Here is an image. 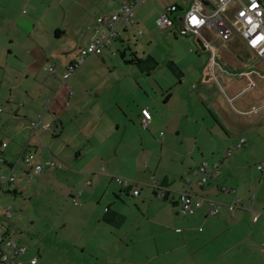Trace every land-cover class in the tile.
<instances>
[{"label": "crops", "instance_id": "crops-1", "mask_svg": "<svg viewBox=\"0 0 264 264\" xmlns=\"http://www.w3.org/2000/svg\"><path fill=\"white\" fill-rule=\"evenodd\" d=\"M86 1L0 0V173L17 175L0 193V233L13 232L7 218L14 215H6L10 199L44 193L47 205L59 207L60 214L47 219L40 234L12 236L28 246L23 264H32L34 257L36 264H264V170L258 169L264 164V98L244 113L230 110L240 120H252L247 133L258 177L245 175L242 154L231 159L228 141L213 133L217 126L236 125L226 121L227 100L232 104L256 88L251 75L264 59L239 36L225 43L214 29L204 28L221 63L215 68L218 79L210 51L190 34L182 36L193 38L172 43L167 56L134 52L129 58L125 50L123 62L115 60L119 50L112 42L64 82L46 67L55 64L64 72L104 30L97 17L114 13L95 18L94 12L84 19ZM143 4L135 8V19ZM173 4L179 6L171 15L175 23L165 31L175 29L177 38L187 10L180 1ZM136 23H121L116 39L124 42L121 32L136 30ZM247 56L253 62L244 61ZM240 77L247 83L237 91ZM250 82L255 86L247 90ZM231 90L233 97L227 94ZM255 107L260 108L251 114ZM143 108L152 114L147 128ZM40 117L49 129L34 132L31 123ZM26 148L63 167L46 168L30 181L22 156ZM220 159L218 176L198 186V166ZM115 177L131 185L122 187ZM153 178L168 191L166 198L152 186ZM188 189L225 202L240 196L244 204L215 216L206 207L184 216L179 193Z\"/></svg>", "mask_w": 264, "mask_h": 264}, {"label": "built area", "instance_id": "built-area-1", "mask_svg": "<svg viewBox=\"0 0 264 264\" xmlns=\"http://www.w3.org/2000/svg\"><path fill=\"white\" fill-rule=\"evenodd\" d=\"M120 4V10L114 13H103L97 17L100 26L104 28L99 30V34L92 38L91 41L81 48L78 59L67 66L66 70L59 73L56 70L55 64H51L46 69L49 72L55 73L66 82L70 76L85 62V60L94 54H102L112 44V40L117 38L118 26L121 23H135V8L145 3L147 0H115ZM179 6L172 4L167 6L157 19V26L160 30L165 31L174 25L175 20L171 15L177 12ZM198 22H193V18ZM179 32L181 35H196L202 41L204 47L211 53L212 73L215 79L217 75L215 68L221 66L218 53L215 46L203 34L204 28L214 29L223 42L228 43L234 37L239 36L245 45L254 51L258 57L264 59V0H191L189 9L180 18ZM138 33L142 31L139 29ZM116 54V52H114ZM255 86V82H250L247 90ZM260 108V107H259ZM258 107L253 108L250 113H257ZM264 108V105L261 107ZM2 109L0 108V112ZM143 119V128H147L152 114L149 108H143L141 111ZM41 127L49 129V124L40 117L38 120H33L31 128L34 132ZM247 144L246 139L241 137L235 148H241ZM231 151L227 150L224 155ZM22 156L25 159V174L30 181H33L36 175L41 174L46 168H62L63 163L54 158H45L38 155L33 150L26 148ZM2 160V159H0ZM210 164L208 161H203L196 170L198 179L195 181L198 186H203L209 183L211 178L218 176L219 163ZM260 171L264 170V164L258 166ZM1 172V169H0ZM17 181V175L13 172L8 174L0 173V193L4 186H12ZM115 181L122 187L131 185V181L122 177H115ZM190 182V180H189ZM152 186L157 190L158 195L162 198L168 196V191L161 189L156 179H152ZM140 190L135 189L134 195H139ZM75 204L79 201L74 198ZM180 213L184 216H193L198 211L206 207L208 215H218L223 208L233 211L239 207H243L244 199L236 196L231 202L219 201L213 197L201 196L192 190H184L179 193ZM11 207L7 208V217L11 216ZM252 210V209H251ZM253 220H258V215L253 216ZM202 230V228H200ZM28 246L13 239L10 235L0 233V264H23L21 256L26 253ZM32 264L38 262L37 257L30 260Z\"/></svg>", "mask_w": 264, "mask_h": 264}, {"label": "rangeland", "instance_id": "rangeland-1", "mask_svg": "<svg viewBox=\"0 0 264 264\" xmlns=\"http://www.w3.org/2000/svg\"><path fill=\"white\" fill-rule=\"evenodd\" d=\"M180 1L184 5V10H188L190 4H187L186 0H148L147 3L141 6V9H138L136 14V27L137 29H131L129 34H124L121 32V35L124 37V42L121 39L115 38L112 40L113 46L118 51L115 60L117 62H123L121 57V53L127 50V57H131L132 53L137 52L139 55H146L149 53L153 54H162L166 55L170 53L171 44L177 42L178 39H187L193 38V36H182L180 33L178 34L177 38L175 37L173 30L169 31H162L157 26V20L154 21L155 16L159 12V9L164 7V9L172 5L175 2ZM86 5L88 6L89 12H87V16L84 19H88L94 14L95 18L99 13L111 11V12H118L120 10V5L114 0H87ZM91 26L92 23H85V26ZM178 29V26L175 27ZM142 29L143 34L140 35L138 30ZM134 30V31H133ZM208 31L204 32L203 34L210 38ZM224 55H228L226 51H224ZM233 52L236 54L240 53V49L233 47ZM170 56V55H169ZM250 57L247 56L244 61H249ZM231 62L237 64L236 59L230 60ZM253 62L252 60H250ZM256 72L251 75V78L256 81L257 86L252 91L243 93L236 101H233L231 104L227 100L228 106L226 107L227 115L226 118L227 123L237 122L236 125H231V128L225 127L224 129L221 126H217V128L213 131V133L218 134L219 136L223 137L228 141L229 148L232 151L231 159H239L240 157L244 158L246 162L242 164V166H247V171L245 175L250 176L251 172L254 174L255 178L259 176V173L256 170V165L254 161L251 159V133H247L250 131V126L252 120L245 116L242 120L240 118H236L234 114L230 111H233V108L237 109L240 112H246L249 110L252 105L257 102L261 101L264 98V61L257 62ZM93 75H95V70L91 71ZM239 83L236 84L235 89L239 91L246 83L247 80L245 77H240ZM234 90L228 91L227 94L229 97H233ZM225 97V96H224ZM241 123H244V127H242ZM228 124V125H229ZM229 125V127H230ZM248 125V127H247ZM228 131H227V130ZM245 129V130H244ZM227 131V132H226ZM250 139H249V137ZM243 136L248 139L247 145L244 146L242 149H236V141ZM236 142V143H235ZM215 147V146H214ZM225 147V146H224ZM223 147V148H224ZM222 150V149H221ZM222 152V151H221ZM212 154V153H211ZM210 154V155H211ZM242 154V155H241ZM209 155V156H210ZM241 155L240 157H238ZM208 156V155H206ZM238 157V158H237ZM249 158V161L247 159ZM208 158L209 157H205ZM203 160H206L203 158ZM239 167L236 166L231 171L237 172ZM237 176H235L236 179ZM244 177V176H243ZM33 194V192H31ZM29 192H25L23 195H19L17 198L10 199L9 203H6V207H12L11 214L14 215L13 218H7V221L13 227L12 235L20 238L22 235L27 236L28 234H40L39 232L42 231V228L45 227V223L47 219L55 217L60 214V208L56 206L47 205L46 199L44 197V193L40 196L34 195V198L30 199L32 194ZM3 197L0 196V207L3 204ZM12 200V201H11ZM4 202H6L4 200ZM46 203V204H45ZM49 204V203H48ZM16 225V226H15ZM13 238V237H12ZM17 238V237H16ZM14 239V238H13ZM26 244V243H25Z\"/></svg>", "mask_w": 264, "mask_h": 264}, {"label": "snow or ice", "instance_id": "snow-or-ice-1", "mask_svg": "<svg viewBox=\"0 0 264 264\" xmlns=\"http://www.w3.org/2000/svg\"><path fill=\"white\" fill-rule=\"evenodd\" d=\"M193 22H194V23H195V22H198V21L195 20V17L193 18Z\"/></svg>", "mask_w": 264, "mask_h": 264}, {"label": "water", "instance_id": "water-1", "mask_svg": "<svg viewBox=\"0 0 264 264\" xmlns=\"http://www.w3.org/2000/svg\"><path fill=\"white\" fill-rule=\"evenodd\" d=\"M181 25H182V21H181ZM124 56V54H121V57H123Z\"/></svg>", "mask_w": 264, "mask_h": 264}, {"label": "trees", "instance_id": "trees-1", "mask_svg": "<svg viewBox=\"0 0 264 264\" xmlns=\"http://www.w3.org/2000/svg\"><path fill=\"white\" fill-rule=\"evenodd\" d=\"M122 53L125 55L126 52H122Z\"/></svg>", "mask_w": 264, "mask_h": 264}]
</instances>
